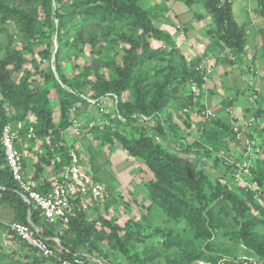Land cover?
Wrapping results in <instances>:
<instances>
[{
	"label": "rangeland",
	"instance_id": "rangeland-1",
	"mask_svg": "<svg viewBox=\"0 0 264 264\" xmlns=\"http://www.w3.org/2000/svg\"><path fill=\"white\" fill-rule=\"evenodd\" d=\"M7 1L31 10L35 30L30 34L15 20L0 23L2 54L11 51L26 58L13 79L15 98L6 105L12 118L8 125L16 135L29 179L52 183L64 175L69 163L61 167L56 163L64 159L61 148L66 147L69 156L77 152L81 169L103 184L102 195L89 193L83 196L85 206L80 203L95 256L109 264H264L241 240L235 213L218 202L221 197L213 198L207 184L195 183L200 178L188 179L158 159L137 155L128 145L146 146L151 141L171 157L188 162L195 176L203 174L211 183L227 186L234 199L246 205L251 239L264 249V13L259 0L233 1V15L244 29L241 54L223 46L206 0H130L147 20L144 13L130 10L107 21L76 14L61 26L55 18V30L43 22L45 14L39 20L40 0ZM50 1L56 14L66 13L72 3L82 0ZM121 33L140 37V62L124 90L104 92L98 73L117 79L113 61L123 64L129 55L131 45ZM209 45L232 66L227 79L234 86L227 89L236 87V93L218 89L217 95L225 109L236 104L244 109L245 125L238 130L230 124L232 114L216 115L204 92L205 81L196 72ZM171 72L175 79L161 110L141 113L135 82L143 79L144 106L151 109L159 85ZM220 72H215L216 83L225 78ZM25 86L38 107L26 103ZM127 105L134 107L133 112ZM41 109L46 110L45 117ZM48 120L54 128L46 132ZM48 150L54 155L51 164L44 157ZM210 208L227 220L228 227L208 226ZM14 219V209L0 204L1 225ZM110 220L120 227L117 233ZM5 230L0 226V264H29L37 259L33 249Z\"/></svg>",
	"mask_w": 264,
	"mask_h": 264
},
{
	"label": "trees",
	"instance_id": "trees-1",
	"mask_svg": "<svg viewBox=\"0 0 264 264\" xmlns=\"http://www.w3.org/2000/svg\"><path fill=\"white\" fill-rule=\"evenodd\" d=\"M60 1L61 4L66 2L65 0ZM129 1L130 0H82L78 3H72V9H70L66 13H60L59 11L58 13L53 14L51 11V1L40 0L41 11L39 13V20L42 19V13L45 14V16L47 17V21L43 22H47V27L55 30V18L59 19V24L61 26L67 23L69 19L74 17V15L76 14L83 15L85 16V18L88 19L100 18L102 21L122 18L128 10L139 14H145L144 11H141V8L137 3H135L134 1ZM233 1L234 0H226L224 3H222L221 0H206V3L208 9L212 12L215 17L216 24L218 26V32L221 33L222 36L221 42L223 46L225 48H229L232 52H238L239 54H241L243 53L245 48L244 29L243 25L239 24L233 15ZM259 2L262 5V11L264 13V0H259ZM100 12L102 13V16H100ZM143 19H148L146 14L145 16H143ZM8 20H15L16 22H18L22 30L30 34H33L35 32L34 17L30 9H26L18 3L14 4L8 2L7 0H0V23L3 24ZM62 30L64 29H61V31ZM119 35L122 36V39H124L131 45L129 49V55L123 64L117 61L116 59L113 61V65L116 71L118 72L119 76L117 79H109L107 76L98 73V81L103 87L104 92H121L122 90H124L129 83L133 70L135 69L137 63L140 62L138 60L140 54L137 51L140 47V44L138 42L140 37H136L133 34L127 35L125 33H121ZM60 41L62 44L65 43L64 35H61ZM96 42L100 43L102 42V40H96ZM3 49L4 46L0 43V92L2 94V98L0 99V204L9 205L14 209L15 219L12 222L18 221L28 223L29 221H31L40 228L41 233L44 236L49 237L51 239L53 237H58L60 239L62 249H60V247L57 248L59 249V254L62 257L72 259L76 253L82 252H88L92 255H95L93 252V248L88 243L87 235L90 232V226L87 223L86 212L84 209H82V207H77L76 215H74L71 218L70 222L66 225L61 222H51L46 218V216L38 207L29 204L18 192L20 187L17 181L14 180L12 173L9 167L7 166L5 149L2 144V135L4 128L12 121V118H10L8 114L6 105L8 101L14 100L15 98L14 96L16 92V87L13 83V79L16 73H18L22 69L26 58L18 55L19 53L11 51H7L5 54H2ZM201 61L202 60L197 63L196 72L204 81L203 69L197 68ZM230 62L234 63L233 60ZM12 65L13 69H11L10 67ZM174 79L175 75L171 72L159 85L158 94L156 96L154 106L151 109H146V107L144 106V101L146 99L147 92L145 91V88L143 86V79H138L135 82V91L139 111L148 115L155 114L160 111L163 105L162 103L165 98V95L168 92L172 80ZM62 80L65 83L67 82V79L64 76H62ZM31 95L32 92L27 88V86H25L24 99L26 100V103L33 107H38L37 105L32 104ZM127 107L128 109H130L131 112H133V106L127 105ZM67 111V108L64 107L65 115L67 114ZM41 113L44 115V117L45 115H47L45 109H41ZM222 123L226 125L228 124L223 120ZM51 127L54 128V125L51 124L50 120H48L45 124V131L47 132ZM161 131L164 132L163 128H161ZM147 143L148 144L146 146H141L128 142V145L135 154L147 158L158 159L163 164V166L175 169L176 171L184 172L186 178H190L188 175V169L190 168L192 170V167L188 162L183 159L171 157L167 152L162 149H159L151 141H148ZM61 149L63 150L62 154H64V159L61 160V162L56 163L59 167H61L65 163L70 162V156L66 147H62ZM53 156V152L50 150L46 151L44 155V157H46V159L48 160L49 164L52 163ZM38 174H40V170L37 172L36 176ZM25 176L27 179H29L26 173ZM197 176H200V179L195 183L199 185L207 184L210 187L209 192L213 196V198L221 197L218 202H223L224 205H227L230 209H232L233 213H235L234 218L236 219V224H240L241 226L239 229V235L241 237V240L245 243L247 247L255 250L263 258L264 262L263 247H260L255 240L251 239L249 228L251 222L248 221L246 205L242 202L236 201L233 197L232 192L228 189L227 186L223 185L222 183L219 182L213 184L208 180V177L203 174ZM51 186L52 183L45 179L35 184L34 187L37 190L46 192L50 190ZM207 214L208 226L212 230H216L222 227H228L227 220L224 217L216 216L215 209L210 208ZM111 225L114 231L117 233L120 227L113 222H111ZM0 226L4 230H9V232L13 234L14 237L17 238L22 244L30 247L10 229L9 223L4 225H1L0 223ZM61 226H63V228ZM51 242L55 244L53 240H51ZM120 247L124 250L125 244L121 242ZM40 260L41 257L38 255L37 259L29 264H39ZM106 262L111 263L110 261ZM260 263H262V261L258 262V264Z\"/></svg>",
	"mask_w": 264,
	"mask_h": 264
},
{
	"label": "built area",
	"instance_id": "built-area-1",
	"mask_svg": "<svg viewBox=\"0 0 264 264\" xmlns=\"http://www.w3.org/2000/svg\"><path fill=\"white\" fill-rule=\"evenodd\" d=\"M230 57L232 58V55ZM208 112L212 114L210 110ZM235 129L238 130V128ZM2 144L7 166L20 187L18 192L29 204L38 207L51 222L68 224L76 215V209L80 208V203L83 206V196L91 193L98 197L104 193L103 184L81 169L79 156L74 150L70 152V162L66 173L52 182L50 190L46 192L37 190L34 187L35 184L25 176L22 154L17 146L16 135L9 125L3 130ZM53 163L56 161L53 160ZM9 227L41 257L39 264H109L90 253H76L72 259L62 257L57 248L62 249L60 239L44 236L40 228L31 221L28 223L14 221L9 223Z\"/></svg>",
	"mask_w": 264,
	"mask_h": 264
},
{
	"label": "crops",
	"instance_id": "crops-1",
	"mask_svg": "<svg viewBox=\"0 0 264 264\" xmlns=\"http://www.w3.org/2000/svg\"><path fill=\"white\" fill-rule=\"evenodd\" d=\"M209 43H211L210 41H208ZM207 42V43H208ZM207 54L204 55L202 57L203 61L200 62L199 66L197 67L198 69H203L204 71V83H203V88H204V92H207V96L208 99L211 101L212 107L216 108V115L219 116H228L230 114H232L234 116V120L231 119V125L234 126L233 128H239V126H244V122H245V116H244V109L241 108H237L236 104L234 107L229 108V109H225L222 106V101L220 100V97L218 94V89H220V93H224L226 91H229V93L233 94L236 93V87L235 89H231L228 90L227 88H229V85H233L232 84V79H227L228 75L227 72L230 70V68H232V66L226 64L224 62V55L221 52L220 54L215 51L212 48V45L207 46ZM228 52H231V50L229 48H226ZM220 51H223L221 48H219ZM231 56V55H230ZM223 71L220 72L219 74L223 73L225 74V78H219L220 81H217L216 83V75L215 72L217 70ZM219 86V88H218ZM234 86V85H233ZM223 91V92H221ZM215 92V93H214ZM205 95V97H207ZM212 112V111H211ZM213 113V112H212ZM249 114L251 113L250 111L248 112ZM264 120V119H263ZM228 121H230V119L228 118ZM264 123V121H263ZM263 127V124H262ZM34 184H37L35 180L30 179Z\"/></svg>",
	"mask_w": 264,
	"mask_h": 264
},
{
	"label": "water",
	"instance_id": "water-1",
	"mask_svg": "<svg viewBox=\"0 0 264 264\" xmlns=\"http://www.w3.org/2000/svg\"><path fill=\"white\" fill-rule=\"evenodd\" d=\"M188 175H189V177L192 178L193 180H197V179L200 178V176H195L190 168L188 169Z\"/></svg>",
	"mask_w": 264,
	"mask_h": 264
}]
</instances>
